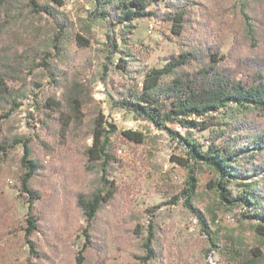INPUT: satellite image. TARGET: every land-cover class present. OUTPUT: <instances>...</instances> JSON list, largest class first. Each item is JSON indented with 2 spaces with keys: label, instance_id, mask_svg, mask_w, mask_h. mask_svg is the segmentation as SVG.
<instances>
[{
  "label": "trees",
  "instance_id": "obj_1",
  "mask_svg": "<svg viewBox=\"0 0 264 264\" xmlns=\"http://www.w3.org/2000/svg\"><path fill=\"white\" fill-rule=\"evenodd\" d=\"M25 1L32 13L50 20L51 32L41 36L36 31L23 45L15 46L0 30V155L7 156L18 146L23 148L19 180L29 205L24 238L35 258L42 260L33 238L46 224L36 208L42 195L34 184L50 185L53 175H65L63 167L44 174L45 166L35 155L30 138H36L46 154L56 153L66 163L72 161L80 141L90 138L83 155L85 171L93 179L86 192L74 195L76 207L90 229L120 191L114 180H109L120 164L114 138L141 145L145 136L131 130L118 132L96 109L85 120L84 108L93 102L91 89L82 83L80 72L70 69L67 48L75 45L88 49L90 38L76 32L59 10L62 0H49L56 6L42 0ZM91 1L93 9L87 13L88 19L102 20L108 26L103 44L105 64L99 77L111 105L165 131L183 149L185 156H172L171 162L187 171L185 187L170 203L183 199L208 234L204 216L193 206L197 173L208 171L211 180L206 188L221 206L237 214L240 224L247 220L254 223L260 242L254 248L234 243L229 264H264V0H237L235 9L241 25L226 54L218 36L219 14L197 0ZM16 3L0 0V21L12 15ZM155 17L169 25L168 39L178 49L164 57L159 67L150 66L131 42L136 22ZM37 70L49 78L51 89L37 109L44 137L4 135L2 125L29 95L37 97L40 82L28 81ZM208 130L210 138L198 136ZM150 228L142 244L143 256L138 257L140 264L157 260L155 233ZM77 264H83V259L77 258Z\"/></svg>",
  "mask_w": 264,
  "mask_h": 264
},
{
  "label": "rangeland",
  "instance_id": "obj_2",
  "mask_svg": "<svg viewBox=\"0 0 264 264\" xmlns=\"http://www.w3.org/2000/svg\"><path fill=\"white\" fill-rule=\"evenodd\" d=\"M42 1L56 6L49 0ZM197 1L219 14L218 36L223 42L222 53L226 54L241 25L235 9L237 0ZM16 2L12 17L0 21V30L6 40L19 46L36 31L41 36L51 32V22L45 15L32 13L25 0ZM62 2L59 10L73 23L76 32L91 41L88 49L75 45L67 48L70 69L80 72L82 83L91 89L93 102L84 108L85 120L96 109L108 123L116 126L118 132H140L145 136V142L137 145L124 138H114V151L120 164L109 180H114L120 191L89 229L76 207L74 195L79 191L86 192L93 179L85 171L83 155L84 148L91 144L90 138L80 141L72 161L67 163L56 153L46 154L38 146L37 139L30 138L35 155L45 166L44 174L63 167L65 175H53L50 185L34 184L42 195L36 208L41 211L46 224L42 233L33 238L42 260L35 258L24 238L29 205L28 195L22 192L19 180L23 148L18 146L7 156L0 155V264H77V258H82L83 264H140L138 257L143 256L142 244L149 236L150 227L155 233L157 260L154 264H229L230 248L234 243L241 242L245 248L259 246L254 223L247 220L240 224L237 214L221 206L215 194L206 188L211 180L206 170L197 173V198L193 206L204 216L208 234L195 213L186 208L183 199L174 205L170 203L185 187L187 171L171 162L172 156H185L183 149L165 131L136 120L111 105L109 93L99 77L105 64L103 44L108 26L102 20L88 19L87 13L93 9L91 0ZM195 10L198 19L197 8ZM150 19L155 22L152 33L147 32L152 27V20H139L131 42L143 52L150 66L159 67L164 57L178 49L175 42L168 39L169 25L158 17ZM114 77L119 79L116 74ZM32 80L41 85L35 91L37 97L29 95L20 109L2 125L4 135L27 139L31 135L44 137L37 109L51 91L49 78L37 70L33 76H28V81ZM198 136L210 138V131Z\"/></svg>",
  "mask_w": 264,
  "mask_h": 264
},
{
  "label": "built area",
  "instance_id": "obj_3",
  "mask_svg": "<svg viewBox=\"0 0 264 264\" xmlns=\"http://www.w3.org/2000/svg\"><path fill=\"white\" fill-rule=\"evenodd\" d=\"M154 25H155V22H154V20H152V27L147 30L148 33H152V29H153Z\"/></svg>",
  "mask_w": 264,
  "mask_h": 264
}]
</instances>
